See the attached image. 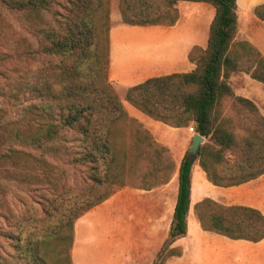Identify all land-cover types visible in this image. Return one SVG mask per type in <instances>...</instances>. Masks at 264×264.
<instances>
[{"label":"trees","instance_id":"trees-1","mask_svg":"<svg viewBox=\"0 0 264 264\" xmlns=\"http://www.w3.org/2000/svg\"><path fill=\"white\" fill-rule=\"evenodd\" d=\"M180 2L209 4L215 16L207 47L188 55L195 69L152 77L130 87L126 101L148 117L175 128L193 127L207 139L198 158H183L177 203L169 236L154 264L181 256L172 245L186 236L192 168L198 162L214 186L230 188L264 175V116L251 100L237 96L230 78L245 73L264 84V56L249 41H236L237 0H120L122 21L131 26L176 25ZM15 16L30 37L29 57L40 68L29 70L10 106V120H38L28 132L15 131L0 145V160L24 157L55 169L60 184L37 183L0 175V264H70L76 221L120 188L152 190L168 183L176 169L169 149L130 118L107 82L108 0H0V13ZM264 22V4L255 8ZM108 43V41H107ZM37 46V50L35 49ZM229 113L224 114V104ZM240 129L238 131L237 129ZM82 194L64 205L69 182ZM19 188L24 201L40 210L20 214L9 195ZM204 231L231 240H264V214L243 205L206 198L195 205Z\"/></svg>","mask_w":264,"mask_h":264},{"label":"rangeland","instance_id":"rangeland-1","mask_svg":"<svg viewBox=\"0 0 264 264\" xmlns=\"http://www.w3.org/2000/svg\"><path fill=\"white\" fill-rule=\"evenodd\" d=\"M240 3H242V0ZM119 5L120 0H108L109 27L108 30H103L101 34L102 46L108 44L107 82L121 101L124 109L126 106L131 117L142 120L153 132L158 128L156 132H160L158 133L160 138L165 137L168 130L165 125L145 116L128 104L125 99L129 86L138 82L137 77H135L137 70L142 67L144 69L152 56L147 55L141 47L150 45L153 51L161 53L165 51L163 44L168 41L173 43L174 47L180 51L187 50L193 45L204 50L207 47L209 26L215 16V9L204 3L180 2L177 5L180 14L178 22L181 23L178 30L170 31L164 26L150 27L147 33H139L138 35L139 30H135L136 26L127 25L122 21ZM247 11L248 9L243 5L238 8L236 41H249L264 56V22L256 18L255 14ZM110 38H112L111 45L117 49V53L112 51L111 58ZM29 42L30 37L22 28L18 18L5 12L0 13V121L1 119L10 120V106L15 96L20 95L19 83L26 73L29 70L35 71L40 68V58L34 61L29 57ZM118 47H120L119 51ZM35 49L37 50V46H35ZM193 65L194 70L195 63ZM110 66L114 71L113 77L110 75ZM180 68L184 70V73L193 71L189 64ZM132 72L134 73L132 74ZM142 74H144L143 71ZM126 75L130 77L125 79ZM229 82L237 96L254 102L264 116V84L253 80L250 75L245 73L233 74ZM223 111L224 114L229 113V104H224ZM37 124L38 120L31 118L23 123L15 122V124L6 126L0 130V145L3 144L10 133L15 131L28 132L35 128ZM237 130L240 131L239 128ZM188 132L190 133L189 152L195 133L190 131V127ZM166 139L172 142L174 154L178 160L183 152V136L167 137ZM206 141L207 139L204 138V143ZM0 175L12 176L18 181L24 180L37 183L50 181L58 184L61 182V175L55 169L24 157L1 159ZM68 185L72 186L71 190L69 192L63 191L60 198L64 205L71 204L73 197L82 194L79 183L72 181ZM244 188L242 186L233 188L213 186L207 181L199 166L195 164L192 170L187 233L182 240L175 244L176 247H181L180 249L184 255L182 254L180 260H175L176 258L172 257L168 264H264V240L260 243H249L206 232L202 229L195 213V205L205 198L226 205L248 204L241 198L243 193L240 191ZM119 189L121 188L118 186L113 187L114 192ZM258 193L264 194L262 189ZM20 196H22V193L17 187L9 195L10 203L20 214L30 208L40 210L37 201H24ZM173 198V195H170L165 204H157V207L150 213L151 216L155 219L159 217L160 219H166ZM245 198L252 199V196L248 195ZM134 202L136 203L134 207H137L138 210L142 209L141 212L139 211V215H136V218H134L132 209L124 204H133L130 200L124 202V206L107 204L97 211L90 210L91 212H87L76 221L75 240L77 252L75 264H109L118 258L121 259L122 264H145L152 259V256L156 255L163 236L161 228L156 237L152 238L154 247L147 251L148 254L143 257L141 262L136 263L141 258L136 256L137 248L135 250L133 248L139 245L142 246L150 240L145 233H138L147 218V215L143 214L146 205L137 198ZM7 229L5 221L0 219V231Z\"/></svg>","mask_w":264,"mask_h":264},{"label":"crops","instance_id":"crops-1","mask_svg":"<svg viewBox=\"0 0 264 264\" xmlns=\"http://www.w3.org/2000/svg\"><path fill=\"white\" fill-rule=\"evenodd\" d=\"M240 1L241 0H237L238 8H240L243 5L248 9L247 12L252 13V14H254V10L257 6L264 4V0H242V3H240ZM184 3H186V2H184ZM180 26H181V23L179 21L176 25H174L172 27H167V28L170 31H175V30H178V28ZM136 27L137 28L135 30H139V32H138V35H139V33L140 34L141 33H144V34L147 33L148 32L147 30H149L150 27L156 28V27H163V26H148V27L136 26ZM111 41H112V38H110V47H111L110 58H111L112 51H115L117 53V49L111 45ZM165 42L166 43L163 44L165 51L164 52L162 51L163 52V53L161 52L162 54L157 52V51H153L150 48V45H146L145 47H143V46L141 47L144 49V51L146 52L147 55H152V56L150 58V61L147 62L144 69H142L143 68L142 67V68L137 70L135 77H137L138 82L136 84H133L132 86L138 85V84H140V83L144 82L145 80L152 78V77H160V76H165V75L174 74V73H184L183 72L184 70H181L180 67H185L187 64H189V67L192 68L191 70H193L194 65H193V63H191L189 61L188 54H189L190 50L195 45L191 46L187 50L180 51V50H178V48L174 47L173 43H169L168 41H165ZM119 50H120V47H118V51ZM113 55H114V53H113ZM142 71L144 74H142ZM133 73L134 72H132V74ZM113 74H114V71H113V69H111V66H110V75L112 77H113ZM129 77L130 76L126 75L125 79H128ZM132 86H129V87H132ZM125 109H126V111L128 110L126 108V106H125ZM127 113H128V111H127ZM128 115H129V113H128ZM145 116H147V115H145ZM130 118H133V119L137 120L138 122H140L143 125V127L150 132V134L152 135V137L154 138V140L158 144L169 149L170 156L175 163L176 169H175L170 181L168 183L162 185V186L153 188L152 190L134 189L131 187L121 188L118 191H116L108 200H106L102 204L98 205L97 207L93 208L91 211H93V210L97 211L107 204L108 205H114L115 204V206H117V205L124 206L123 205L124 202L131 200L134 205L131 203H129V205H127V203H124V204L132 209V212L134 214V218H136V215L138 216L139 211L141 212L142 209L138 210L137 207H134L136 205V203L134 202L135 198L139 199L143 204H145L146 207L143 209L144 210L143 214L147 215V218H146L145 222L142 224L138 233L139 234L145 233L146 237L150 240V242H147V243L143 244L142 246H140V245L136 246L133 248V250H135L137 248L136 256L138 258H141L140 260H137L136 263L141 262L143 260V257H145L148 254L147 251L150 248L154 247V245H152V238L156 237L157 232L161 228L163 231V236H162V239L160 240L158 252L156 253V255L152 256V259L150 261L145 263V264H154L157 260L158 253L160 252L164 242L166 241V239L169 236L170 228H171L172 221H173L175 206L177 203V197H178L179 167H180V164H181L183 158L185 157V155L188 152V146L190 144L189 143L190 142V133L188 132V128H175V127H171V126H168V125L160 122L161 124L165 125L168 128V130H170V131L167 130V134H165V137L162 136L160 138V136L158 135V133H160V132H156L158 128H156V131L153 132L144 124V122L142 120H139L138 118L131 117V116H130ZM157 122H159V121H157ZM190 128H193V127H190ZM180 136H183V138H184V140H183L184 146L182 148L183 149L182 155L177 160L175 157V154H174L175 153L174 146H172V142H170L166 138L167 137H180ZM195 164H197L199 166L198 162H196ZM199 168H200V166H199ZM192 170H193V168H192ZM200 170L202 171L201 168H200ZM204 175L206 177L205 173H204ZM241 186L245 187L244 190L240 191L243 193L241 198L244 199L243 200L244 202L248 203V204L243 205V206H247V207L257 209L264 214V194L258 193V191H260L261 189L264 192V175L261 176L260 178L256 179V180H254V181L243 184ZM221 188H223V187H221ZM230 188H233V187H230ZM237 193H239V192H237ZM170 195L171 196L173 195L174 198H173V201L171 202V204L169 206L168 217L166 219H163V218L160 219V217L155 219L153 216H151L150 213L152 212V210L154 208L157 207V204H159V205L165 204L166 200L169 198ZM248 195H251L252 199H246L245 196H248ZM216 202H218V201H216ZM149 209H150V211H149ZM162 220H165V221H162ZM160 224H161V227H160ZM182 239H180V240H182ZM180 240H177L172 245V248H176V249L180 250V252L182 253V250L180 249L181 247L175 246V244ZM236 241H245V240H236ZM246 242H248V241H246ZM249 243H251V242H249ZM76 252H77V245H76V240H75V228H74V242H73V247H72V251H71L72 264H75ZM182 254L179 257H173V258H176L175 260H180V259H182V256L184 255V254L183 255ZM170 260H171V258L165 264H168L170 262ZM89 261L92 263L91 260H89ZM109 264H122V261H121V259L118 258L116 260L111 261Z\"/></svg>","mask_w":264,"mask_h":264},{"label":"water","instance_id":"water-1","mask_svg":"<svg viewBox=\"0 0 264 264\" xmlns=\"http://www.w3.org/2000/svg\"><path fill=\"white\" fill-rule=\"evenodd\" d=\"M203 143H204V137L200 136L199 134H194L193 135V141H192L191 147L189 149V155L197 158L199 155L200 146Z\"/></svg>","mask_w":264,"mask_h":264},{"label":"built area","instance_id":"built-area-1","mask_svg":"<svg viewBox=\"0 0 264 264\" xmlns=\"http://www.w3.org/2000/svg\"><path fill=\"white\" fill-rule=\"evenodd\" d=\"M190 131H191V132H193V133H195V131H194V129H193V128H190Z\"/></svg>","mask_w":264,"mask_h":264}]
</instances>
